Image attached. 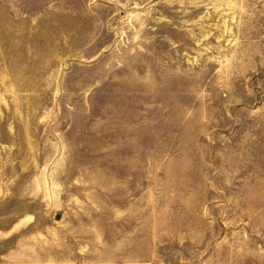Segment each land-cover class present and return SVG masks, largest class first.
<instances>
[{"label": "rangeland", "instance_id": "1", "mask_svg": "<svg viewBox=\"0 0 264 264\" xmlns=\"http://www.w3.org/2000/svg\"><path fill=\"white\" fill-rule=\"evenodd\" d=\"M0 264H264V0H0Z\"/></svg>", "mask_w": 264, "mask_h": 264}]
</instances>
